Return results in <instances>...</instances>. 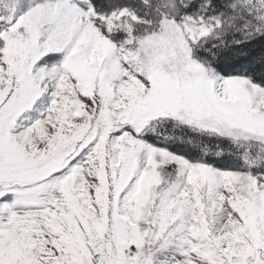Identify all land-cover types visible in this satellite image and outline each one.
Instances as JSON below:
<instances>
[{
	"label": "rangeland",
	"instance_id": "374dc122",
	"mask_svg": "<svg viewBox=\"0 0 264 264\" xmlns=\"http://www.w3.org/2000/svg\"><path fill=\"white\" fill-rule=\"evenodd\" d=\"M174 16L136 38L130 10L0 0V264H264V181L143 139L264 145V88L193 58L220 20Z\"/></svg>",
	"mask_w": 264,
	"mask_h": 264
},
{
	"label": "trees",
	"instance_id": "16d2710c",
	"mask_svg": "<svg viewBox=\"0 0 264 264\" xmlns=\"http://www.w3.org/2000/svg\"><path fill=\"white\" fill-rule=\"evenodd\" d=\"M93 13L106 16L130 10L142 20L132 25L134 37L155 29V21L174 15L218 18L219 24L192 45L194 59L224 77H243L264 88V0H86ZM176 17V16H174ZM112 32L114 42L125 37ZM151 145L191 162L218 170L248 172L264 181V145L201 131L161 119L143 134Z\"/></svg>",
	"mask_w": 264,
	"mask_h": 264
},
{
	"label": "bare ground",
	"instance_id": "6f19581e",
	"mask_svg": "<svg viewBox=\"0 0 264 264\" xmlns=\"http://www.w3.org/2000/svg\"><path fill=\"white\" fill-rule=\"evenodd\" d=\"M27 135L25 133L22 134V142H26L27 141Z\"/></svg>",
	"mask_w": 264,
	"mask_h": 264
}]
</instances>
